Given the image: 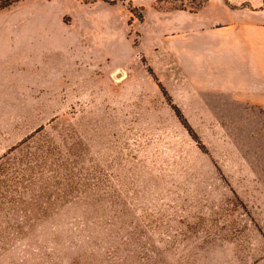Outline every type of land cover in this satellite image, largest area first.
I'll use <instances>...</instances> for the list:
<instances>
[{
	"label": "rangeland",
	"instance_id": "374dc122",
	"mask_svg": "<svg viewBox=\"0 0 264 264\" xmlns=\"http://www.w3.org/2000/svg\"><path fill=\"white\" fill-rule=\"evenodd\" d=\"M0 27V264H264L262 0H22Z\"/></svg>",
	"mask_w": 264,
	"mask_h": 264
},
{
	"label": "crops",
	"instance_id": "0c3cea01",
	"mask_svg": "<svg viewBox=\"0 0 264 264\" xmlns=\"http://www.w3.org/2000/svg\"><path fill=\"white\" fill-rule=\"evenodd\" d=\"M7 29L5 27H0V40L1 41H6V45H0V54H5L6 56H11V58L14 57L15 55V51H23L24 48H21L18 45H16L15 43V34L12 32L10 33V29L7 30V32H5ZM25 35H22V38H24ZM18 38L20 39L21 37L18 36ZM258 42L263 43L261 38H258ZM17 49V50H16ZM19 51V52H20ZM238 58H240V56H238ZM241 59V58H240ZM255 91V90H252ZM258 92V94H254L256 98H259L260 101H256L257 104L259 105H264V88H260L256 90ZM252 94H246V96H251Z\"/></svg>",
	"mask_w": 264,
	"mask_h": 264
},
{
	"label": "trees",
	"instance_id": "16d2710c",
	"mask_svg": "<svg viewBox=\"0 0 264 264\" xmlns=\"http://www.w3.org/2000/svg\"><path fill=\"white\" fill-rule=\"evenodd\" d=\"M22 0H0V12L5 11L7 9H10L17 3L21 2ZM84 3H89V2H95V1H102V3L109 4V5H115L117 3H120L124 0H82ZM163 3H168V4H173L176 3L178 0H160ZM181 5L179 7H176L178 9H184V4L180 2ZM263 6H264V0H262ZM194 8H191V10ZM185 10V9H184ZM141 18V16H140Z\"/></svg>",
	"mask_w": 264,
	"mask_h": 264
}]
</instances>
